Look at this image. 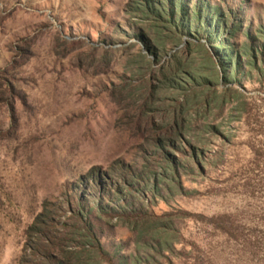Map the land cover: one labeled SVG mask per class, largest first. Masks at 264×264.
Masks as SVG:
<instances>
[{
	"label": "rangeland",
	"instance_id": "374dc122",
	"mask_svg": "<svg viewBox=\"0 0 264 264\" xmlns=\"http://www.w3.org/2000/svg\"><path fill=\"white\" fill-rule=\"evenodd\" d=\"M130 212L172 220L151 264H264V0H0V264L39 217L143 264Z\"/></svg>",
	"mask_w": 264,
	"mask_h": 264
},
{
	"label": "trees",
	"instance_id": "16d2710c",
	"mask_svg": "<svg viewBox=\"0 0 264 264\" xmlns=\"http://www.w3.org/2000/svg\"><path fill=\"white\" fill-rule=\"evenodd\" d=\"M178 8L179 7L177 5V9ZM169 12L171 13L170 10ZM239 28L240 23L234 20L232 21V18H230V22L227 27L223 30V35L220 38L219 42L212 47L215 52L217 51L221 53V56L218 59V64L220 66V77H222V81L224 82L229 79L227 78L225 72L230 69L231 65L229 56L230 53H226L224 51H227L226 47H228V39L234 37L235 34L239 31ZM168 214L169 213H163L161 215L143 214L140 217L138 216L135 220H133L134 212L122 213L118 216L115 214L117 222L125 224L126 227L129 228V230H136L134 236V242L136 244L135 251H138V246L141 248H151L153 250L152 254H148L147 256H145V258L141 260L143 264H151L154 259V256L164 258L167 262L168 256L164 255L163 251L165 250L169 253L171 252V240L166 238L164 239V242L157 241V238L160 239L159 237H157L158 235L156 233L148 232L147 227L149 224H153L156 228L158 227L161 231H165L166 229L170 228L172 226V220L169 217H165ZM111 216L112 215H110L108 218H110ZM39 218L36 219L28 227V231L31 232V243L26 249L28 251V257H33L36 255H39L41 257V262L36 264H41L42 261L45 264H74L73 260L76 262L82 261L79 258L85 257L90 252H92L94 256H98L101 260L105 261L106 264H132L133 262L138 261V259H140V257L133 254L125 255L120 253V243L114 244L110 252L103 250L102 246L99 243V239L96 235V232L93 231V226L90 224V221L84 223L82 230V234H84V237L87 239L85 241H87V243L90 245V248H82L76 252L69 251L65 248L67 240L66 237L68 234L63 233L62 235L58 236L52 235L50 225L41 219L39 220ZM137 219L140 220L136 222ZM139 222L141 223L142 229L140 228V230H137V224H139ZM138 241L141 245L138 244ZM84 242L80 241V244L82 245L84 244Z\"/></svg>",
	"mask_w": 264,
	"mask_h": 264
}]
</instances>
